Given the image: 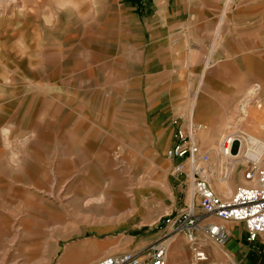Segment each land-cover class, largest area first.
Returning <instances> with one entry per match:
<instances>
[{
    "label": "rangeland",
    "instance_id": "1",
    "mask_svg": "<svg viewBox=\"0 0 264 264\" xmlns=\"http://www.w3.org/2000/svg\"><path fill=\"white\" fill-rule=\"evenodd\" d=\"M141 6L128 0H0V264H90L98 251L83 246L87 238L98 244L118 238L117 249L99 260L126 245L146 253L165 233L162 220L177 183L166 155L175 129L155 121L152 105L174 84L149 76L158 14L148 3ZM255 98L251 112L264 120V100L253 104ZM244 125L234 131L246 137ZM202 151L214 184L224 165ZM263 158L244 159L236 180ZM153 178L165 180L167 194L154 195ZM99 193L104 202L89 210ZM138 195L142 213L132 203ZM130 210L138 213L126 214ZM181 235L167 264L242 259L226 244L203 239L207 260L196 261ZM214 248L228 257L217 260Z\"/></svg>",
    "mask_w": 264,
    "mask_h": 264
},
{
    "label": "crops",
    "instance_id": "2",
    "mask_svg": "<svg viewBox=\"0 0 264 264\" xmlns=\"http://www.w3.org/2000/svg\"><path fill=\"white\" fill-rule=\"evenodd\" d=\"M128 1L142 6L148 3L158 14L149 46L151 55L148 60L152 63L147 67L150 77L160 79V84H174V87L171 93H160L152 105V111L158 112L157 123L167 122L168 130H176L178 127L186 128L192 121L196 125L205 124L207 130L213 132L237 106L241 90L246 86L259 85L261 90L256 98L264 100V0ZM256 98L253 104L258 102ZM251 109L249 107V113L260 120V114L251 112ZM172 120L173 124L178 121L175 128L170 124ZM247 126L245 124L244 129L251 131ZM153 129L158 130L159 127L153 125ZM260 130L264 133V125ZM199 135H196V141L200 148L209 149V144H202ZM169 162L172 169L179 160ZM235 171L230 182L233 191L237 186L247 184L240 177L236 180ZM171 176L177 181L171 185L169 199V213H174L188 204L191 191L183 175L171 172ZM162 180L163 184L160 183ZM142 182L139 180L138 183L143 188L146 185ZM149 184L154 188L156 197L168 193L163 178H153ZM212 186L219 194H228L216 184ZM132 203L134 207L133 199ZM144 221L142 218V226ZM230 225L235 231L228 229ZM223 226L228 234L225 244L231 247L232 253L242 255L238 264H264V235L248 242L242 223L225 222ZM92 239L98 252L90 264L97 261L104 251L117 249L118 238L108 239L105 243L101 241L100 244ZM180 239L181 233L174 234L170 247ZM120 251H130L129 246L120 247ZM226 257L228 254L223 253L221 260Z\"/></svg>",
    "mask_w": 264,
    "mask_h": 264
},
{
    "label": "built area",
    "instance_id": "3",
    "mask_svg": "<svg viewBox=\"0 0 264 264\" xmlns=\"http://www.w3.org/2000/svg\"><path fill=\"white\" fill-rule=\"evenodd\" d=\"M199 125L189 121L186 128L178 127L167 150L170 161L179 160L172 167L173 175H183L190 187V200L179 211L169 213L162 220L165 233L153 242L146 253L123 251L107 255L93 264H167L171 237L176 233L184 235L196 261L207 258L203 239L216 245H224L228 234L223 223H242L248 242L256 241L264 235V158L261 162L243 172L247 184L239 185L231 194H219L213 188L206 173L209 155L202 151L196 135ZM244 136L236 133L222 144L221 154L230 160V152L237 144V154L242 147ZM228 165V163H227ZM221 179L228 177L223 168ZM161 219V218H160ZM223 264H238L227 259Z\"/></svg>",
    "mask_w": 264,
    "mask_h": 264
},
{
    "label": "bare ground",
    "instance_id": "4",
    "mask_svg": "<svg viewBox=\"0 0 264 264\" xmlns=\"http://www.w3.org/2000/svg\"><path fill=\"white\" fill-rule=\"evenodd\" d=\"M260 90H261V87L259 85H249V86H246L243 90H241V93H240L241 98L239 99L237 106L226 117L223 123L220 124V126L218 125V128H216L213 132H209L205 124L199 125L197 134H200L199 136L201 138L202 144L204 145L209 144L210 148L208 149V151H211L213 158H217L219 163L222 162L221 165H224V167L227 170L228 177H226V179H221L223 172H222V169L220 171V168L217 171V174L213 175L214 184H216L218 188H221L224 193H228V194L232 193V189L230 185V182H232L231 175L234 173V170L236 169V167L239 164H243L244 166H246L245 162H243L244 159H247V160L250 159L254 163H258L260 157L264 153V133H262L260 130V127L264 125L263 124L264 120H262L261 118L259 120V118L249 113V107L251 106L250 100L254 98L255 96H258L257 94ZM256 106L260 107L261 105L258 104ZM239 123H244L248 125L247 127L251 128L250 132L253 131V133L247 134L248 130L247 129L243 130V132L246 133L245 134L246 137L242 139V147L237 154L230 152V156L232 158L228 160L227 157H224L221 154L222 144L227 139V137H230L228 142L225 143L226 146L229 145V143L231 142L232 136L236 134V131H234V129L235 128L237 129V125H239ZM250 145H254L256 148L253 151H250V148H249ZM205 168H206L207 176L209 178V176H212L210 175V172H209L210 169L209 167H207V165ZM240 178H241V181L242 180L244 181L242 177ZM163 182L164 181L162 180L160 183L163 184ZM103 195H104L103 193H99L98 196L91 198L89 200L91 204H89L87 208L100 206L104 202ZM141 199L144 200V198H142L141 195L140 196L138 195L135 198V205L136 207H138L137 209L138 212H141L143 210L141 206V202H142ZM131 212H136V210H132V211L130 210L127 213H131ZM86 218L87 216L83 217V219H86ZM85 242L86 243L83 244L84 247H87L90 244H94V243H91V239H87ZM223 253L224 251H222L221 249L214 248L212 251V256L214 258H217V260H219L218 258H221Z\"/></svg>",
    "mask_w": 264,
    "mask_h": 264
}]
</instances>
